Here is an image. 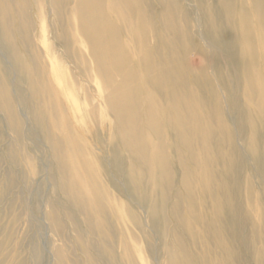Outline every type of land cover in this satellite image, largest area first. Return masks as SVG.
<instances>
[{"label":"bare ground","instance_id":"obj_1","mask_svg":"<svg viewBox=\"0 0 264 264\" xmlns=\"http://www.w3.org/2000/svg\"><path fill=\"white\" fill-rule=\"evenodd\" d=\"M46 5L54 12L55 25L58 26L56 39L65 53H78L79 46L87 48L89 63H83L84 81L90 86L95 85L97 93L91 94V90L82 83L74 84L76 90L66 83L59 85L60 95H64L65 90L72 91L73 96L76 91L84 90L77 93L81 94L79 98L78 95L72 96L69 111L77 121H88L87 131L83 124L77 123L72 130L69 117L57 110L58 105L55 108L51 98H45L46 102L44 97L39 98L42 91L38 83L31 80L29 67L32 66L19 46L20 40H28L24 29L31 17V9L42 16ZM15 11L16 16L13 15ZM0 27L3 30L0 45L21 72V81L25 82L28 92L23 94L18 91L16 94L17 88L8 86L9 71L0 63L4 76L0 81V109L18 141L24 137L36 139L33 141L34 148L50 161L55 192L66 194V204L75 203L77 211L85 216L82 224L85 230L81 229V225L74 226L79 240L85 237L86 231L95 227L92 225L91 202L95 199L99 202L96 214L107 215V193L100 178L92 172L95 168H100L108 178H124L129 185L128 193L133 197L135 193H141L145 186L144 177H148L151 188L155 194H159L158 201L153 199L154 202L149 205V215L152 217L158 211L164 212L161 208L173 174L169 161L171 149L176 148L181 154L180 158L191 150V162L208 176L210 166L206 160L211 155L208 132L212 120L194 119L196 109L205 105L203 100V105L193 103L196 76L203 78L201 89L208 90L215 99L219 118L227 126L225 132L230 129L226 123L225 100L215 79L216 74L227 88L233 109H237L238 101L247 97L245 121L254 131L250 137L251 150L253 153L256 151V131L259 127L264 129V0H0ZM75 30L80 34V39ZM125 32L128 33L124 35ZM192 50L213 59V62L208 59L203 67L192 71L194 80L191 81L184 78L174 62ZM143 52L146 54L143 55ZM216 66L219 68L214 70ZM56 72L58 80V73H62V76L63 71L57 69ZM175 77L178 80L173 81ZM229 82L235 95L230 94ZM60 95L53 100L55 103L60 104ZM28 97L35 102V107L29 108L33 115L29 131L18 116L20 104L28 107ZM86 104H90L89 109ZM100 112L102 116H99ZM189 123L195 129L189 128ZM93 125L96 126L95 130ZM54 131L61 132L64 139L55 138ZM84 132L93 133L102 155L94 152L88 144L81 148L76 138L83 136ZM227 139L230 143L235 140L230 135ZM195 145H199L198 150L193 149ZM104 154L106 156L103 157ZM89 156L93 157L94 164H91ZM25 157L30 161V156ZM229 159L230 156L226 168L230 164ZM188 163L179 161L183 167L179 189L180 194L181 190L184 192L186 201L192 203L196 170L186 168ZM55 172L60 174L58 179ZM179 196H174L175 206L180 204ZM31 199V203H25L27 206L31 204L28 212H34L38 207V196ZM50 203H53L52 200ZM189 206L187 213L193 211ZM48 216L53 220L52 225L58 226L53 207L47 212ZM68 218L77 222L74 215H68ZM166 218L164 214L162 219ZM186 226H190L189 221L183 225L185 230ZM230 230L229 235L235 232L234 227ZM177 240L178 251L185 252L181 250L180 238ZM6 241L0 245L2 254ZM217 244L224 249L225 257L215 263L227 264L232 250L219 238ZM81 247L86 253H91L88 255L90 263H104L101 253L93 254L92 244L91 248ZM15 250H12V254L16 253ZM35 253L37 257L34 262L39 264L41 256L39 259L38 250ZM171 258L173 264L179 263L176 255L173 257L172 254Z\"/></svg>","mask_w":264,"mask_h":264},{"label":"rangeland","instance_id":"obj_2","mask_svg":"<svg viewBox=\"0 0 264 264\" xmlns=\"http://www.w3.org/2000/svg\"><path fill=\"white\" fill-rule=\"evenodd\" d=\"M149 9L151 10V5ZM13 15L16 16V11ZM55 26L54 12L47 8V5L42 16L32 8L31 17L24 29L28 40H20L19 46L23 48L27 61L33 67H29L30 78L38 83L42 91L39 98L44 97L45 102V98H51L55 108L58 105L57 110L63 116L69 117L71 129L72 126L76 128L77 124H83L87 131L88 121H83L84 119L82 123L77 121L76 116L69 111L72 91L65 90L64 95L59 93V85L64 86V83L75 90L74 84L82 83L91 90V94L97 93L95 85L90 86L84 81L86 77L82 71L83 63H89L87 48L79 46L78 53L67 55L65 49L57 42L58 26ZM2 32L0 27V35ZM75 33L80 39L77 30ZM193 51L184 54L178 62H174L182 71L184 78L191 81L194 80L192 71L203 67L208 59L213 62V59ZM145 54L146 52H143V55ZM0 63L9 71L8 86L17 88L16 94L18 91L27 94V86L21 81V72L1 45ZM218 68L219 66H216L214 70ZM57 69L63 71L62 76V73H58V80ZM3 78L0 70V81ZM176 79L178 80L176 77L173 78V81ZM215 79L224 96V115L229 132L224 130L227 126L225 127V122L219 118V111L214 105L215 99L208 90L201 89L203 78L196 76V88L193 87V103L202 104V100L205 103L196 109L194 119L212 120L211 130L208 132L211 139V155L206 160V164L210 166L208 176L205 171L197 170L194 162H191L189 155L191 150H187L185 157L180 158V152L176 148L171 149L169 161L173 174L161 208L164 212L158 211L155 217H152L149 215V205L158 199L159 194H155L151 188L148 177H144L145 186L141 193H135L133 197L128 193L129 185L124 178L115 176L108 178L103 175L100 168H95L92 172L100 178L107 193V215L96 214L99 202L96 199L91 202L89 205L93 209L92 225L95 227L91 231L88 229L85 237L80 240L74 226L81 225V229L85 230L82 225L85 216L81 215V211H77L75 203L66 204V194L55 192L54 182L51 180L50 161L34 148L33 141L36 139L24 137L18 141L13 130L7 125L6 115L0 109V245L7 240L5 245L3 244L4 254L0 252V264H15L21 261V264H35L34 260L37 257L35 250H38L39 259L41 256L39 264H95L89 262L88 255L91 253H86L81 247L91 248V244L95 251L93 254L99 252L103 255L102 264H173L172 254L173 257L176 255L179 258L178 264H217L215 261L225 257L224 249L217 244L218 238L232 250L230 262L226 261L227 264H261V259L264 264V129L259 127L256 131L258 141L256 151L253 153L250 137L254 131L246 123L244 114L248 105L247 97L244 96L238 101L237 109H233L228 99L227 88L219 74H216ZM46 85L50 89L46 88ZM230 85L229 82V88ZM79 92L83 93L84 90ZM79 92L76 91L75 95L77 96ZM230 94L235 95L233 89L230 90ZM57 95L62 96H59L62 98L60 104L53 101ZM80 96L81 94L78 98ZM28 103V107L24 108L20 104L18 109L19 119L26 129L33 121L30 109L35 107L33 100L29 99ZM86 106L90 108V104ZM80 114L82 115V112ZM102 115L100 112L99 116ZM188 126L195 129L191 123ZM93 127L95 130L96 126ZM83 134L76 138L81 148L88 144L94 152L102 155L93 133ZM229 135L235 138L232 143L227 139ZM53 136L59 140L64 139L61 132L54 131ZM198 147L199 145H195L193 149L198 150ZM24 156H30V161L26 157L23 158ZM229 156L230 164L226 168ZM90 158L91 164H94L93 157ZM181 160L189 162L186 168L196 170L192 203L186 201L182 190L180 194L179 185L183 169L179 164ZM54 174L56 179L60 177L58 172ZM175 195L177 197L180 195L179 206H175L173 202ZM33 196L36 198L38 196V207L36 211L28 212L31 204L27 206L25 203H31ZM51 200L53 203H50ZM51 205L55 210L58 226L52 225L53 220L47 217ZM188 205L193 208L190 213L186 212ZM157 206L161 207L158 204ZM164 214L167 215L166 219H162ZM68 215H74L78 223L70 220ZM187 221L190 222V226L188 228L186 226V231L183 225H186ZM233 227L235 232L230 238V229ZM177 238H180L181 250L185 252L178 251ZM15 248L16 253L12 254Z\"/></svg>","mask_w":264,"mask_h":264}]
</instances>
